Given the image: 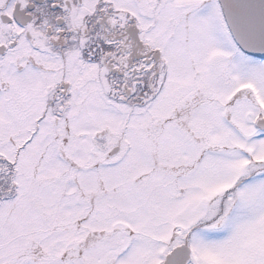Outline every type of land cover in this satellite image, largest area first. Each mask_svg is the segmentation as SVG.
<instances>
[{
	"label": "snow or ice",
	"instance_id": "6c2138e0",
	"mask_svg": "<svg viewBox=\"0 0 264 264\" xmlns=\"http://www.w3.org/2000/svg\"><path fill=\"white\" fill-rule=\"evenodd\" d=\"M0 264H264V0H0Z\"/></svg>",
	"mask_w": 264,
	"mask_h": 264
}]
</instances>
